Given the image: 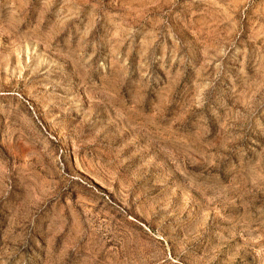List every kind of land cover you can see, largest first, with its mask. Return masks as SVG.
<instances>
[{"label":"rangeland","instance_id":"rangeland-1","mask_svg":"<svg viewBox=\"0 0 264 264\" xmlns=\"http://www.w3.org/2000/svg\"><path fill=\"white\" fill-rule=\"evenodd\" d=\"M0 264H264V0H0Z\"/></svg>","mask_w":264,"mask_h":264}]
</instances>
